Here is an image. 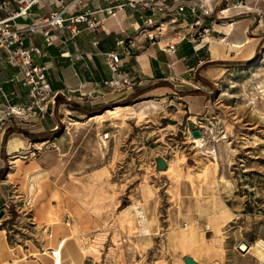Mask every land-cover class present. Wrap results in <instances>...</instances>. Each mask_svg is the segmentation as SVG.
Instances as JSON below:
<instances>
[{
	"label": "rangeland",
	"instance_id": "obj_1",
	"mask_svg": "<svg viewBox=\"0 0 264 264\" xmlns=\"http://www.w3.org/2000/svg\"><path fill=\"white\" fill-rule=\"evenodd\" d=\"M260 20L247 36L230 25L206 37L221 56L207 69V99L62 98L51 116L20 118L11 111L20 89L15 101L1 96L2 127L16 131L8 138L31 142L0 164V264H48L50 248L62 250L60 264H264Z\"/></svg>",
	"mask_w": 264,
	"mask_h": 264
},
{
	"label": "crops",
	"instance_id": "obj_2",
	"mask_svg": "<svg viewBox=\"0 0 264 264\" xmlns=\"http://www.w3.org/2000/svg\"><path fill=\"white\" fill-rule=\"evenodd\" d=\"M72 1L66 0V3ZM190 1L192 0H170L176 4L189 3ZM232 1L234 0H228V2L223 0L208 1L213 11L211 17H205L201 11L194 14L189 8H186L179 18V24L182 27L181 32L187 33L194 30L199 32L205 26L210 25L212 19H216V28L224 30L232 25L240 30L238 33L245 36L248 35L250 22H254V20L258 22L261 19L257 29L262 27V31L264 30V2L260 0H245L243 8L232 9L233 17L227 20V24L221 20L220 9ZM130 2L131 0H83L82 4L72 9V13H94L96 20L100 21L98 27L89 28L83 23L80 25L81 31L75 37H71L69 31L59 32L55 29L56 32H54V29H51V32L55 34L52 44H48L41 33L36 34L34 41L42 49L44 55L36 56L35 62L36 65L44 67L47 81L51 86L47 109L42 112L37 109L39 115L44 117L54 113L58 95L68 101L73 98L85 99V97L108 98L104 104H108L109 101L117 103L122 100H131L135 103L138 98L141 100L149 98L156 99L165 105L168 100L176 101L171 99L170 95H178L173 96L174 99L181 98L185 102H190L192 99L194 101L195 97L210 98L212 90H209L207 85L213 79L212 73H210L212 71L207 69L212 62L221 59V56L218 57V45L220 43L213 44L212 38L207 43L208 39H204L195 48V43L189 40L181 41L180 38H175L173 34L158 37L161 39L160 44L157 42L150 43L144 33L140 31L145 25L144 15L150 12L140 11L132 7ZM58 5V0H41L40 4H36L32 8L29 18L20 19L19 22L34 23L35 19L37 21V19L46 17L51 12L58 10ZM119 6L121 8H118ZM34 8L36 10L33 12ZM109 9L115 14L111 15ZM197 21L199 24H196ZM193 24L195 25L194 29L190 27ZM212 34L220 35L223 33L213 32ZM121 40L127 42L126 46L118 44ZM63 41H66V44ZM172 42L178 43L176 52L168 53L162 50L163 46ZM26 44H29V41ZM214 45L215 49L212 48ZM228 45V47L235 46L236 49H241L246 44L233 42L228 43ZM220 49L223 50L221 47ZM110 53H119L122 70L136 81L133 87L117 91L106 83L112 77L109 65ZM2 55L4 54L0 55L1 86L12 101L19 98L18 89H20L25 95L21 104L28 105L32 100L29 95L30 88L29 93L25 94L26 89L22 88L23 84L20 81L22 77L21 68L7 63L6 60H3ZM197 73L204 79L197 77ZM196 88L201 91L195 92L196 94L193 95L192 91ZM179 92L184 95H180ZM7 101L9 100L7 99ZM133 105L128 104L125 108H133ZM204 107L207 108V105ZM197 115L200 113L197 112ZM4 124L5 122L0 119V164L5 162V155L8 156L13 152L25 150L27 144L31 142L28 137L22 139L18 136L8 138L6 144L3 145L6 129L14 126V124H7L2 127ZM28 130L30 132L35 131ZM13 143L17 144L16 149L12 148L15 146ZM49 258L51 259V257ZM50 259L47 258L48 264H52V259Z\"/></svg>",
	"mask_w": 264,
	"mask_h": 264
},
{
	"label": "built area",
	"instance_id": "obj_3",
	"mask_svg": "<svg viewBox=\"0 0 264 264\" xmlns=\"http://www.w3.org/2000/svg\"><path fill=\"white\" fill-rule=\"evenodd\" d=\"M41 0H0V55L4 57L7 63L12 66H19L22 70L20 81L23 85L29 86L30 98L32 99L28 105L15 104L11 106L13 114L22 118V116L32 117L36 115L37 109L45 111L47 109L51 93V86L47 81L44 67L36 65V56L44 55L42 49L38 47L34 41L36 34L41 33L48 44H52L55 34L51 29H57L62 32L64 30L71 33V37H75L80 31V25L85 23L89 28H95L100 25V21L96 20L94 13L73 14L72 9L82 4L83 0H73L66 3V0H58L59 9L51 12L48 16L35 19L34 23H21L20 19H28L31 10L36 4H40ZM208 1L200 0L190 1L189 3L176 4L170 0H131L130 5L142 12H150L145 14V25L140 29L144 33L150 43L157 42L160 44L164 35L173 34L175 38L181 41L189 40L195 43V48L199 46L210 33H223V30L216 28V19H212L210 25L205 26L199 32L196 30L182 33V27L179 24V18L186 8L196 14L201 11L205 17L212 16V9ZM228 2V0H223ZM264 2V0H260ZM245 0H234L226 4L220 9V19H226L232 8H243ZM118 8H121L119 6ZM109 13L114 15L115 12L109 9ZM196 24H199L197 21ZM201 24V23H200ZM194 29L195 25L190 26ZM29 41V44L26 42ZM66 44V41H63ZM120 46H126L127 42L121 40ZM177 42L168 43L162 47V50L168 53L177 51ZM110 69L112 72L111 79L106 82L112 89L117 91L125 88L133 87L136 81L129 74L122 70L121 59L119 53H110ZM140 83V81H139ZM0 96L8 99L7 93L4 91L0 82ZM26 118V117H25ZM71 220H68V225ZM50 257L54 264H60L58 257L61 256L60 248H50Z\"/></svg>",
	"mask_w": 264,
	"mask_h": 264
},
{
	"label": "water",
	"instance_id": "obj_4",
	"mask_svg": "<svg viewBox=\"0 0 264 264\" xmlns=\"http://www.w3.org/2000/svg\"><path fill=\"white\" fill-rule=\"evenodd\" d=\"M172 122H176V121H172ZM194 137H202V133L200 130L195 129L192 132ZM156 165L157 168L159 170H165L168 166L167 161L163 158V157H157L156 159ZM5 214V209H1L0 210V217H3ZM250 248V245L248 243H246L245 241H242L239 243L238 245V249L242 252V253H246ZM184 261L186 264H198L192 257L190 256H186L184 258Z\"/></svg>",
	"mask_w": 264,
	"mask_h": 264
},
{
	"label": "trees",
	"instance_id": "obj_5",
	"mask_svg": "<svg viewBox=\"0 0 264 264\" xmlns=\"http://www.w3.org/2000/svg\"><path fill=\"white\" fill-rule=\"evenodd\" d=\"M57 97H58L57 104H61L62 102L60 101V99H62V98H61L59 95H58ZM59 98H60V99H59ZM88 110H89V109L80 106V111H81V112H83V113L86 114V113H88ZM14 132H16V131L14 130V126H13V127H9V128H7L6 131H5V134H4V140H3V142L5 143L6 140H7V138H8L11 134H13ZM28 134H29V133H28ZM29 135L31 136V134H29Z\"/></svg>",
	"mask_w": 264,
	"mask_h": 264
},
{
	"label": "bare ground",
	"instance_id": "obj_6",
	"mask_svg": "<svg viewBox=\"0 0 264 264\" xmlns=\"http://www.w3.org/2000/svg\"><path fill=\"white\" fill-rule=\"evenodd\" d=\"M218 47H219V46H218ZM234 47H235V46H234ZM212 48L215 49V48H216L215 45H214ZM235 48H237V47H235ZM214 51H216V50H214ZM213 53H214V52H213ZM214 54H215V53H214ZM203 139H204V138H197L196 141H198V142H202ZM248 251H249V250H248ZM262 260H264V254H263V256H262Z\"/></svg>",
	"mask_w": 264,
	"mask_h": 264
}]
</instances>
